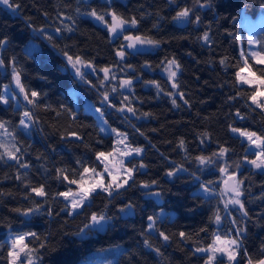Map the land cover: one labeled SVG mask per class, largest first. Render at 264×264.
<instances>
[{
  "label": "trees",
  "instance_id": "obj_1",
  "mask_svg": "<svg viewBox=\"0 0 264 264\" xmlns=\"http://www.w3.org/2000/svg\"><path fill=\"white\" fill-rule=\"evenodd\" d=\"M14 2L19 5L15 11L0 5V39L7 40L0 47V59L4 61L0 67V96L3 87L13 90L15 58L21 83L35 103H29L25 93H21L23 99L16 96L17 106L11 100L7 106L0 102V123L4 125L0 132L11 151L20 150L16 152L19 163L6 155L0 158V264H8L6 236L27 232L39 237L26 239L35 250L34 258L38 257L36 264H90L95 260L92 254L117 247L120 252L110 256L115 257L112 264H204L205 257L197 255L195 249L209 247L214 235L236 238L238 228L246 231L240 236L236 264H246L249 258L253 264L264 259V171L255 172L242 165L254 156L246 152L245 143L231 135V130L237 128L264 137V110L253 107L249 98L256 87L239 86L236 77L243 66L241 51L246 53L247 47L240 19L258 15L264 19V0H212L211 7L203 8L196 0ZM184 7L192 9V20L196 15L200 17L199 24L173 20ZM92 9L99 13L114 10L125 18L134 16L138 24L130 25L112 40L105 27L84 17ZM33 28H43L44 33ZM205 32L209 33L208 43L201 39ZM125 35L161 43L151 52L124 50L126 56L119 61L115 53L124 45ZM255 44L256 52L264 55V30L255 35ZM65 52L90 62L94 76L75 78L67 69ZM173 58L180 65L172 81L178 84L177 89L160 75L165 61ZM248 63L257 77L262 75L249 57ZM106 67L123 73L117 78L132 80L129 92H121L114 83L103 90L99 72ZM150 81H155L159 89ZM31 91L39 96L31 97ZM177 93H183L184 99ZM173 98L176 106L171 102ZM84 100L100 110L111 130L126 134L128 147L143 151L140 157L124 163L126 168L137 166L135 186L119 190L114 199L98 192L78 212L69 215L67 202L57 194L75 191L76 184H69L63 177L79 181L84 167L101 173L97 153L107 155L113 148L112 137L102 136L96 119L83 111ZM129 107L135 115L127 111ZM25 111L33 116L27 134L19 128ZM221 148L228 149L223 156ZM200 156L211 163H200ZM219 157L225 170L236 174L235 182L242 181L240 200L247 216L237 208H225L217 196L205 198L197 193L205 187L211 193L218 189L222 168ZM141 163L146 167L139 168ZM169 171L175 175L169 177ZM152 180L157 184L150 189L140 187L141 182ZM40 186L47 193L45 197L32 192ZM156 191L161 193L158 201L154 195H146ZM128 203L135 207L122 212L120 209ZM37 204L41 206L39 212L22 214ZM17 208L21 212L14 211ZM93 214L107 217L103 231L85 227ZM217 214L221 217L218 226ZM149 216L156 218V229L170 236L168 242L158 231H148ZM180 232L189 238L181 239ZM145 239L152 248L144 245ZM41 243L44 248H40ZM215 264L226 262L217 260Z\"/></svg>",
  "mask_w": 264,
  "mask_h": 264
},
{
  "label": "snow or ice",
  "instance_id": "obj_2",
  "mask_svg": "<svg viewBox=\"0 0 264 264\" xmlns=\"http://www.w3.org/2000/svg\"><path fill=\"white\" fill-rule=\"evenodd\" d=\"M109 3H110V0H109ZM169 3H175V0H169ZM0 4L7 6L9 9H12L13 11H15L16 9L19 8V5L16 4L14 2V0H0ZM196 4L199 5V7H201V8L211 7L212 0H204L203 3H201V0H196ZM77 11H79V10L77 9ZM191 14H192V9L189 7H184L180 11L176 12V15L173 17V20H183L186 22L199 24L200 23V17L198 15H196L195 19L192 20L190 18ZM87 15L95 18L97 21L104 24L107 28V31L112 36H116L118 33L123 32L125 30L126 25H131L132 27H135L138 24V20L136 19V17L133 16L131 18H125L123 15L117 13L114 10H109V11L104 12V13H99V12H97L96 9H92L89 13H87ZM106 16L111 18L110 21L106 19ZM67 19H71V17H68ZM73 23H75V22L73 21ZM65 27H66L67 31H73V29L71 27H69V26H65ZM154 27H155V25H154ZM33 31L44 33L43 28H40V29L33 28ZM56 31L60 32L61 29L57 28ZM46 38L48 40L52 39L51 36H46ZM234 38L236 40H239L238 36L234 35ZM201 39L205 43H208L209 42V33L205 32L203 34V36L201 37ZM124 40L130 41V43H128L126 46L127 48H135L137 44L151 45V46L155 47V46H159L161 43V41H159V40L142 38L139 35H137V36L125 35ZM252 42L253 41H251V40L249 41V43H252ZM6 43H7L6 39H0V47L4 46ZM124 47H125V45H121L120 50H117L115 53V55L121 59H123L126 56V52L124 51ZM64 56L66 57L68 64L75 70V74L81 80H83L84 79V73L81 71V67H92L91 63L90 62L86 63L80 56H76L75 58H73L72 56H69L66 52L64 53ZM241 57L243 58V66L240 67L236 73L237 81L239 83L247 84V85L257 84V82H258L261 87H264V69H258V71H260L262 73V75L257 77L256 73L252 71V65H250L248 63L247 54L243 50L241 51ZM252 57L255 60L256 64L264 65V55H257L256 53H253ZM165 63L167 65L165 70L168 72V78L170 81H174L175 77L177 76V71H179V69H180V65L178 64V62L176 61L175 58L168 59L165 61ZM220 63L224 64L225 60L221 59ZM12 64H13V79H14L17 87H19L21 93H25V99L28 100L29 103L34 104L35 100L29 99L28 94L26 93L25 88H24L23 84L21 83L20 72L15 67V58H13ZM3 65H4V61H3V59H0V67H2ZM173 69H175V70H173ZM100 70L104 72L105 79H107L110 72H111V69L106 67V68H103ZM245 72L248 73L247 76L243 75V73H245ZM149 83L156 84L155 81H150ZM131 84H132V80H130V79L123 80L121 82L122 87H130ZM156 87L159 89L160 86L158 84H156ZM171 87L173 89H177L178 84L173 82ZM261 87H257L256 90L251 94V96L249 98L251 99L253 104H255L257 107L261 108V110H264V102L261 101V98H264V91H261ZM113 91H115V89H113ZM167 94L169 96L174 95L173 93H167ZM177 94L179 95L180 99H184L183 93H177ZM38 96H39V93H37L36 91H31V97L37 98ZM125 99H127V98H125ZM0 100H3L5 103H7V101L4 99L3 96H0ZM104 100L105 101L108 100L107 94L104 95ZM171 102L174 106H176L177 102H176L175 98H173ZM184 103L187 104L188 101L184 100ZM123 110H124L123 108L120 109V111H123ZM97 111H100V110L97 109ZM127 111L132 112L135 115V110L133 108L129 107L127 109ZM144 115L148 116L149 113H144ZM237 115H239V113H237ZM32 120H33L32 114L28 111H25L23 113L22 118L20 119V125L23 126L25 129H27L30 125L26 121H32ZM3 127H4L3 123H0V128H3ZM101 131H104V129L101 128ZM112 131L116 132L115 129H112ZM232 131L238 132L241 136L246 137L250 144L255 145L256 148L259 149V151L256 154L257 159L251 160V161H249V163H251L257 169L264 168V137L257 136V134L255 132L241 131L240 129H237V128H233ZM141 134L143 135V133H141ZM71 135L74 137L77 136L76 133H71ZM117 135L120 137H123V139H121L118 142L124 143V140L127 138L126 134L117 132ZM254 137H255V139H254ZM180 145L181 146L184 145L183 140L180 141ZM0 147H5V146L3 144H0ZM126 147H127V150L121 151V153H120L122 156H131L133 154L140 155L143 151L139 147H136V148H131L128 146H126ZM19 151L20 150L18 148L15 149V151H9L6 149L5 153L0 155V158H3V155H6L9 159L15 160L19 163V157L16 155V152H19ZM227 151H228V149L221 148L220 149V155L223 156ZM101 157L107 159V156L104 152L97 153V158L100 159ZM197 159L202 164L205 162L211 163L210 159L205 158L203 156L197 157ZM121 163H123V162L121 161ZM20 166L21 167H28V165H26V164H21ZM138 167L139 168H145L146 165L141 163ZM137 170H138L137 166H133L131 168H124L123 169L124 174H123V176H121L119 173L113 175L111 171H109L107 168H105V171H107L109 176L111 177V180L106 184L104 179H103V175L101 173H96L95 168L89 169L88 167H84L83 172L80 173L79 183L76 179L69 180L68 176L63 177V179L68 181L69 184H76L78 186V190L74 193V192H72L71 189H69L66 192L58 193L57 195L64 197L65 200L71 199L72 211H69L68 214L72 215L73 211L83 207L86 202H88L89 200H91L94 197V195L98 194V190L101 193H106L108 197L114 199L116 195L120 194V191H119L120 189H125L127 187L135 186L136 185L135 172ZM90 171L94 174V176H100L101 178L98 180L94 179L93 183L85 186L84 174L89 173ZM177 171H179V169ZM220 171L224 172L225 169L221 168ZM167 175L169 177L174 176L175 172L169 171L167 173ZM17 178L19 179V177H17ZM130 181H131V184L129 183ZM241 183H242V181H238V182L234 183L233 185L229 186V188L227 189L228 191L232 192L234 194V196L231 200L226 202L225 208H227V205L230 203L233 205H238L241 211L244 210V204L239 199V197L241 196V191H240L239 185ZM155 184H157V181H155V180H152L150 183L149 182H141L140 187H143L145 189H150ZM205 191H208V189L206 187H205ZM32 192H34L35 195L39 196V197H45L47 195L43 186L32 188ZM146 195L159 196V195H161V193L159 191H156V192L146 193ZM134 207L135 206L132 203H128L124 206V208H121L120 210L123 212L125 210V208L133 209ZM40 208H41V206L39 204H37L33 208L23 210L22 214L27 216L30 213L39 212ZM14 211L21 212V209L17 208V209H14ZM49 214H51V212H49ZM243 214L245 216L248 215V213L246 211H243ZM106 219H107V217L103 214H101L99 216H97L96 214H93L91 216V221L93 222V224H100L101 221H104ZM215 220L217 223L220 222L221 217L219 214L216 215ZM148 221H149L148 229L150 231H158L159 236L165 242H168L171 239L169 235L165 234V232L159 231L158 229H156V227H155L156 218H154L153 216H149ZM233 223H235V221H233ZM85 227H88V225H86ZM245 231H246V229L238 228L236 231V238H231V239L226 238V239L222 240L219 236H217L216 240L213 242V245L209 246V248L205 249V248L197 247L195 249V251H197V252H206V251L211 252V255H209L205 264H212V262L216 259L217 253H220V254L226 256L229 262H233L236 260L238 250H239L240 245L242 243V241L240 239L241 233H243ZM179 236L181 239L189 238L186 236V233H184V232H180ZM28 237L39 239V237L37 236V234L35 232L23 233L21 235H17L14 239H12L11 247H10V250L8 252V256L10 257L9 264H36V259H38V257L34 258L33 252L35 250L30 248L29 243L26 242V239ZM143 243L148 248L153 247L152 244L150 243V241L147 239H145L143 241ZM44 247H45V244L41 243L40 248H44ZM262 250H264V246H262ZM154 251L157 254H160L159 248H155ZM248 264H253V261L251 260V258H249ZM256 264H264V259H260L259 261L256 262Z\"/></svg>",
  "mask_w": 264,
  "mask_h": 264
},
{
  "label": "rangeland",
  "instance_id": "obj_3",
  "mask_svg": "<svg viewBox=\"0 0 264 264\" xmlns=\"http://www.w3.org/2000/svg\"><path fill=\"white\" fill-rule=\"evenodd\" d=\"M84 2H87V1H90V0H82ZM101 1H105V2H108L109 0H101ZM1 6H3L7 11H10V9L5 6V5H2L0 4ZM84 17H86L87 19L91 20L93 23H95L96 25L100 26V27H105L106 26L104 24H102L101 22L97 21L95 18L89 16V15H84ZM110 17H109V21H110ZM183 20H180L179 23H182ZM256 20L253 21L252 19H249L247 17L241 19L240 21V27H245L246 29V32H247V36H246V39H247V55H250L252 56L253 53H256V50H255V40H254V27L257 25L256 24ZM130 25H126L125 26V29L126 28H129ZM107 29V28H106ZM109 33V32H108ZM123 32H120L118 33L116 36H112L109 34L110 38L112 40H114L117 36H120ZM253 41L252 43H249V41ZM130 43V41H127V40H124V50L126 51H129V52H138V51H143V52H151V51H154L157 46H151V45H140V44H137L135 48H127V44ZM257 54V53H256ZM117 59L119 61H122L123 59L117 57ZM66 65H67V69L71 72V74L77 78V79H80L76 74H75V70L68 64V62L66 61ZM258 67L260 69H264V65H261V64H257ZM167 67V65L165 64V66L163 67V69L161 70L160 72V75L165 77L169 82L172 83V81L169 80L168 78V72L165 70ZM175 70V69H173ZM81 71L84 73V74H90L92 76H94V71L92 70L91 67H81ZM99 74L101 75L102 77V85L101 86H104L102 87L103 90L105 89V86L108 85V84H111V83H114L117 85L118 89L121 91V92H129L130 91V87H122L121 86V82L125 79L123 78H117V76L119 75H123V73L119 74V73H114L113 70H111L109 76L107 79H105V74L103 71H100ZM243 75L247 76L248 73L245 72L243 73ZM237 84L240 85V86H245V87H261L259 85V83L257 82V84H253V85H247V84H242V83H239L237 81ZM12 91H10L9 89H7V87H3V92H2V95L4 97V99L7 101V103H5L3 100H0L1 104L4 105V106H7L10 102V100L14 103L15 106L18 105L17 103V98L16 96L18 95L20 98H22V95H21V91L19 89V87H17L14 79H13V82H12ZM261 91H264V87H261ZM23 99V98H22ZM261 101L264 102V98H261ZM252 103V101H251ZM253 107H256V108H259L257 107L255 104H253ZM77 106V104H76ZM83 111L85 113H89L91 114L95 119H96V123L98 125V128H99V132L102 136H110L112 137L113 139V148H112V151L111 153L107 154V159L101 157L100 159L97 158V162L100 164L101 166V174L103 175V179L105 181V183L107 184L110 180H111V177L109 176L108 172L105 171V168H107L109 171L112 172L113 175L119 173L121 176H123V169L126 168L124 166V163L131 159V158H138L140 157V155H136V154H133L131 156H122L120 153L121 151H126L127 150V147L128 146L126 144V139L124 140V143H119L118 141H120L121 139H123V137H120L117 135V132H113L105 123V121L103 120L101 114L99 113V111H97V109L87 100H84L83 101ZM23 116V114H22ZM21 116V118H22ZM27 123H29V121H26ZM19 128L20 130L24 133V134H27L28 133V128L25 129L23 126H21L19 124ZM101 128L104 129V131H101ZM231 135L237 137L240 139L241 142L245 143L246 144V152L247 153H252L253 154V160L257 159V152L259 151L258 148H256L255 145H252L249 143V141L247 140L246 137L244 136H241L238 132H233L231 130ZM255 139V137H254ZM6 141V137L4 135L3 132H0V143L3 144L5 147H1V149L3 150V152L5 153V150H9L11 151V146L7 144V142L5 143ZM8 160H11L8 158ZM121 161L123 163H121ZM218 162H220V165L222 166V168L225 169V166L223 165V159L221 157H219L217 159ZM249 161L251 160H244L242 161V165L245 166L246 168H250L251 170L255 171V172H263L264 171V168H261V169H257L256 167H254L251 163H249ZM220 180L218 181L217 185H218V189L215 190V193H211L209 191H205V189H200L198 190V194L204 196L205 198H208V197H212V196H217V198H219V200L221 202H223L224 206L226 204L227 201L231 200L233 197L232 196H229L227 195L225 192H224V184H225V181L227 178L231 177V176H235L236 174L234 173H231L229 171H224V172H221L220 171ZM84 178H85V186L91 184L94 182V179L98 180L100 179L101 177L100 176H94V174L92 172H89V173H85L84 174ZM80 181V180H79ZM78 181V183H79ZM236 183V182H235ZM76 186V190L75 191H72V192H76L78 190V186ZM121 190V189H120ZM99 192V190H98ZM106 194V193H105ZM241 197V196H240ZM239 197V199H240ZM154 198L155 200L158 201V197L154 195ZM64 199V197L62 198ZM65 200V199H64ZM67 202V205H68V212L69 211H72L71 209V199L69 200H65ZM89 202V201H88ZM88 202H86L85 204H88ZM84 204V205H85ZM228 207H233V208H237L238 210H240L239 206L238 205H233V204H228L227 205ZM82 208V207H81ZM81 208L73 211L72 215L75 214L76 212H78ZM159 217L162 218L163 217V214L160 212L159 214ZM172 217V214L169 215V218ZM106 221H101L100 224H93L92 221H90V223L88 224V227L89 229L91 230H96L97 232H101L103 231V229L105 228V224ZM220 223V222H219ZM219 223L216 222V226L219 225ZM148 224H149V221H148ZM149 232H152L148 229ZM17 235H21V234H17ZM17 235L15 234H8L6 236V242L8 244V247H9V250H10V247H11V241L12 239H14ZM216 237L217 235H214L213 237V241L211 243V245H213V242L216 240ZM223 240V239H222ZM210 245V246H211ZM209 247H206L205 249H207ZM109 252H112L111 255H109L108 253ZM120 252V248L117 247V248H112V249H108L106 251H103V252H99V253H95V254H92V258L95 259L93 260L90 264H112L113 261L115 260V257H110V256H116L118 253ZM195 253L197 255H200V256H204L205 257V262L207 261L209 255H211V252L209 251H206V252H197L195 251ZM237 257V256H236ZM9 260H10V257L8 256V264H9ZM217 260H223L226 262V264H236V260L233 261V262H229L227 257L220 254V253H217L216 254V259L212 262V264H215V262ZM204 262V264H205ZM248 264V263H246ZM256 264V263H255Z\"/></svg>",
  "mask_w": 264,
  "mask_h": 264
},
{
  "label": "crops",
  "instance_id": "obj_4",
  "mask_svg": "<svg viewBox=\"0 0 264 264\" xmlns=\"http://www.w3.org/2000/svg\"><path fill=\"white\" fill-rule=\"evenodd\" d=\"M243 18H245L244 16L242 17V19ZM253 21H257L256 22V26L254 27V40H255V35L258 33V32H260V31H262V30H264V19L262 18V16L261 15H258V16H256L254 19H252ZM243 29H244V31H245V33H246V36H247V32H246V29H245V27H242ZM247 40V39H246ZM255 50H256V44H255ZM246 52H247V47H246ZM257 53V52H256ZM247 54V53H246ZM257 55H259L258 53H257ZM251 60H252V62L254 63V65L258 68V69H260L259 67H258V65L255 63V60L253 59V57L252 56H250V55H247ZM240 86V85H239ZM251 103V102H250ZM251 105H252V103H251ZM253 106V105H252Z\"/></svg>",
  "mask_w": 264,
  "mask_h": 264
},
{
  "label": "water",
  "instance_id": "obj_5",
  "mask_svg": "<svg viewBox=\"0 0 264 264\" xmlns=\"http://www.w3.org/2000/svg\"><path fill=\"white\" fill-rule=\"evenodd\" d=\"M234 183H235V177L231 176V177L226 179L224 187H223L224 192L227 195L232 196V197L234 196V194L232 192L228 191L227 189L229 188V186L233 185Z\"/></svg>",
  "mask_w": 264,
  "mask_h": 264
}]
</instances>
